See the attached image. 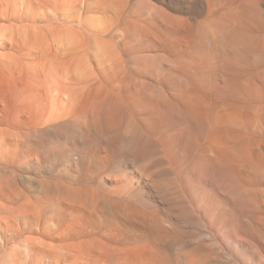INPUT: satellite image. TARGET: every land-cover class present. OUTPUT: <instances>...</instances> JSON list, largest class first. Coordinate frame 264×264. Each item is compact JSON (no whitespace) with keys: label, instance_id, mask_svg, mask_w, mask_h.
Returning a JSON list of instances; mask_svg holds the SVG:
<instances>
[{"label":"bare ground","instance_id":"6f19581e","mask_svg":"<svg viewBox=\"0 0 264 264\" xmlns=\"http://www.w3.org/2000/svg\"><path fill=\"white\" fill-rule=\"evenodd\" d=\"M254 241L264 0H0V264H264Z\"/></svg>","mask_w":264,"mask_h":264},{"label":"rangeland","instance_id":"374dc122","mask_svg":"<svg viewBox=\"0 0 264 264\" xmlns=\"http://www.w3.org/2000/svg\"><path fill=\"white\" fill-rule=\"evenodd\" d=\"M11 173L15 176L17 187L21 191H23L24 193H26L28 195H34L37 191H39V187L44 185V184L50 185V186L53 185L52 183H49V182L40 184L36 181L35 178H33L32 175L27 174L25 171L23 172V170L11 169ZM20 173H22V174H20ZM18 181H19V183H18ZM188 223L190 226L184 233V236L187 237V240L194 242L195 240H198L199 237L201 238L206 234L207 230L203 224L202 225L198 224L193 218H190L188 220ZM190 233H191V235H190ZM193 233H195V234H193ZM130 243L132 244V243H134V241H131ZM253 243H254V245H256L257 250L260 249L259 251H261L263 253L264 246L259 244V243L257 245L256 241H254ZM250 264H255V263L251 262Z\"/></svg>","mask_w":264,"mask_h":264}]
</instances>
